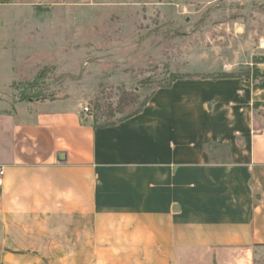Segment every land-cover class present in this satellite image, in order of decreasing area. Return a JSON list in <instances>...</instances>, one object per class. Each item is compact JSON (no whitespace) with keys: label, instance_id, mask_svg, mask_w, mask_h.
Wrapping results in <instances>:
<instances>
[{"label":"crops","instance_id":"0c3cea01","mask_svg":"<svg viewBox=\"0 0 264 264\" xmlns=\"http://www.w3.org/2000/svg\"><path fill=\"white\" fill-rule=\"evenodd\" d=\"M250 66L178 78L104 127L81 104L7 100L0 84V264H175L264 245V63Z\"/></svg>","mask_w":264,"mask_h":264},{"label":"rangeland","instance_id":"374dc122","mask_svg":"<svg viewBox=\"0 0 264 264\" xmlns=\"http://www.w3.org/2000/svg\"><path fill=\"white\" fill-rule=\"evenodd\" d=\"M0 60L15 64L0 76L7 100L87 105L100 124L173 77L251 75L264 63V0H12L0 6ZM175 264H264V245L190 249Z\"/></svg>","mask_w":264,"mask_h":264},{"label":"trees","instance_id":"16d2710c","mask_svg":"<svg viewBox=\"0 0 264 264\" xmlns=\"http://www.w3.org/2000/svg\"><path fill=\"white\" fill-rule=\"evenodd\" d=\"M262 62V61H261ZM184 77H201V78H221V77H250V72H249V69L246 70L245 73H242L241 71H233V72H222L220 74H214V75H206V76H198V75H192V74H183V75H180V76H177V77H173L168 83L164 84V85H161L159 86L158 88H161V87H169L173 81H175L176 79L178 78H184ZM253 80H256V81H262L264 80V72L257 75V76H254L252 78ZM157 88V89H158ZM155 91V90H154ZM152 91L144 100V102H142V104H140L136 109H134L132 112L128 113L127 115L121 117V118H118L116 120H113V121H108V122H104V123H97L96 122V119L93 117L92 118V115L91 113H88L91 115V118H92V123L94 126H97V127H104V126H107V125H112V124H115L117 122H120L122 120H125L137 113H139L142 108L144 107V105L146 104V102L148 101V99L151 97V95L153 94ZM83 112V111H82ZM84 113V112H83Z\"/></svg>","mask_w":264,"mask_h":264},{"label":"built area","instance_id":"2783aa9c","mask_svg":"<svg viewBox=\"0 0 264 264\" xmlns=\"http://www.w3.org/2000/svg\"><path fill=\"white\" fill-rule=\"evenodd\" d=\"M82 111L84 113H88V106L87 105L83 106ZM4 177H5V168L3 165H0V187H2L3 185Z\"/></svg>","mask_w":264,"mask_h":264}]
</instances>
